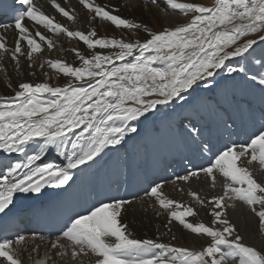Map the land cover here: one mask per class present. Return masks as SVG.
<instances>
[{
    "label": "snow or ice",
    "instance_id": "6c2138e0",
    "mask_svg": "<svg viewBox=\"0 0 264 264\" xmlns=\"http://www.w3.org/2000/svg\"><path fill=\"white\" fill-rule=\"evenodd\" d=\"M50 2L63 17L75 20L74 10H67L57 0ZM19 3L24 10L14 15V24H0L5 32L13 29L15 46L11 55L17 65L18 56L32 61L33 55L43 50L41 42L48 49L54 47L39 27L30 28L26 20L47 32L82 41L91 51L72 49L80 61L78 67L60 59L47 61L51 69L72 78L65 86L21 82L14 97H0V150L24 153L29 142L43 141L39 151L27 156L26 163H0L4 169L0 171V213L10 210L18 195L40 194L46 186L63 188L73 179V170L94 161L105 147L120 145L128 133L137 132L129 121L142 117L146 120L158 105L183 99V93L214 77L218 70L243 72V68L228 66L226 62L244 57L257 43L264 44V0H215L211 7L166 0L172 9L192 16L186 23L160 31L114 14L118 11L115 7L102 6L95 0H79L92 14V20L99 18L127 30L143 29L147 33L143 42L100 37L95 29L71 31L45 14L34 0ZM8 51L6 37L0 34V53ZM157 61H163L165 66L155 67ZM250 79L257 80V76ZM258 83L264 92V73L259 74ZM261 115L264 116V101ZM76 129L81 131L71 142L74 151L66 155V162L36 163L45 149L62 144L63 138ZM192 131H197L194 126ZM86 139L85 145L82 142ZM253 164L264 172V130L245 143L226 145L214 162L200 169L210 178L212 188L216 186L217 174L224 178L222 194L211 200L202 199L196 192L188 193L196 204L210 207L211 225L189 222L187 217L198 214L194 207L169 199L160 184L150 188L148 195L167 213L169 224L178 222L183 229L208 238L201 250L133 238L127 224L122 223V214L131 202L119 198L70 217L61 235L50 241V248L61 260L70 256L73 264H82L80 258L85 256L93 258L91 264H264V253L245 244L227 216V209L239 201L257 218L259 230L264 233V183L255 178L249 167ZM21 169L27 171L21 174ZM200 172L191 171L178 179L188 181L199 177ZM35 240L33 236L31 251L38 253ZM27 244L21 234L0 239V264H24L22 252ZM32 264L56 261L45 253L43 258L32 260Z\"/></svg>",
    "mask_w": 264,
    "mask_h": 264
},
{
    "label": "bare ground",
    "instance_id": "6f19581e",
    "mask_svg": "<svg viewBox=\"0 0 264 264\" xmlns=\"http://www.w3.org/2000/svg\"><path fill=\"white\" fill-rule=\"evenodd\" d=\"M204 2H210L212 0H197ZM34 2L45 12V14L55 18L56 22L63 24L71 31H89L95 29L98 36L100 37H115L117 39L123 38L128 41H137V37L147 36V33L140 30H127L123 28H116L110 22H105L97 18L96 20L91 19V13L87 9H84L79 4V0H57L67 10H74L75 20L70 21L66 17H63L56 9L52 6L50 0H34ZM100 5H108L110 8L115 7L118 9L114 14L120 15L123 18L133 20L136 23L147 25L153 31L162 30L164 27H172L181 24L187 16L179 10H174L166 4V0H95ZM189 17V16H188ZM184 23V22H183ZM25 24L30 28L39 27V30L45 33L50 38L54 47L48 49L46 44L42 43L43 50L33 55L32 61H29L26 56H18L19 65L14 62L11 55V50L14 48V32L12 28H9L6 32L3 28H0V34L5 35L6 44L9 49L6 53H0V97L11 98L14 97L15 91L18 90V85L21 82L31 83H42L47 82L52 86L63 87L72 80L70 77H66L61 73L51 69L47 64L48 60L60 59L66 63L71 64L74 67L80 66V61L75 57L73 48L80 50L81 52H90L87 50L86 45L82 41L77 39H70L66 34H55L47 32L40 26H34L31 21H25ZM145 39V38H144ZM38 40V37H37ZM264 44L257 43L253 49L249 50L244 57H235L230 61H227V65H236L237 69L243 68V64L251 58L252 60L259 57L263 49ZM23 47L26 48V42H23ZM97 51H107L100 50ZM150 54V53H148ZM129 60L132 58L129 57ZM264 62V55L263 61ZM121 63V62H117ZM253 63L250 71L247 74V78L251 77L255 73H261V66L264 63ZM31 64V67L28 65ZM43 65V67H41ZM155 67H164L163 61H157ZM254 68V70H253ZM220 70L217 71V73ZM47 73V75H45ZM220 77V76H218ZM223 76L218 85L211 89L213 94L212 97L207 96L209 92V81L198 82L201 85L199 94L191 97L188 101L179 102L178 98L170 102L166 106H173L172 110L168 115H164L162 112H157L156 119H144L129 121L130 126L137 128L136 133H128L121 144L128 148L142 147L143 145H149L150 153L146 154L144 151L141 157H137L138 167L143 169L145 172V178L147 180L148 188L143 190L140 188L135 189V194L127 198H123L130 201L131 203L126 205L127 211L122 214V223L127 224L128 231L132 234L133 238L136 239H153L160 243L170 244L174 246H193V248H202L208 243V238L200 235L191 233L190 231L183 229L178 222L173 221L171 224L168 223L169 217L167 213L159 208V205L155 203V198L148 195L150 188L156 184L162 185V191L165 196L169 199H173L183 205L192 206L197 210V215L194 217H187L189 222L198 223L203 222L207 225H211L212 217L210 215V207H202L196 204L193 197L188 193L196 192L202 199L211 200L215 195H220L223 192L224 178L217 174L216 186L211 187L210 178L206 177L203 172H200L199 177L190 178L188 181L178 179V177L189 174L190 172H184L181 176H177L171 173L170 168L174 161H170L173 158V147L169 142L170 138L177 137L181 129H188L190 123H193L194 127L204 132L205 143L208 144V148L218 155L222 148L225 147L229 142L228 136H223L217 143L216 141L207 140V136L211 134L207 133L208 130L213 131V124L217 120H225L226 118H235V121L242 130L240 124L244 119L248 123L247 119L258 123V126L254 123L253 128L250 131L249 139L255 134H258L261 130H264V122L262 120H255L254 114L250 113L253 108L254 111L261 114L262 101H264V92L261 91L262 86L255 84L250 85L245 81V86L248 92H245L243 96L242 87L239 89L241 98H234L233 100L238 101L239 108L235 109L232 105V98L229 96V86L227 85L229 80ZM238 77H246L238 71ZM80 83V82H76ZM190 91V90H189ZM211 93V92H210ZM228 94V95H227ZM234 112V114H231ZM242 112V113H241ZM148 115V114H147ZM230 117V118H229ZM179 121V122H178ZM218 122V121H217ZM181 125V126H180ZM236 125L235 129L238 127ZM204 128L207 131H204ZM234 128V127H233ZM81 129H76L71 133H68L63 138V143L49 146L44 150L41 160L54 154L58 157L61 163L66 162L65 157L71 154L74 150L71 147V142L76 139ZM87 138V134H85ZM236 144H242L249 139H243L239 135H235ZM43 143L42 140H33L29 142V145ZM86 145L87 139L83 141ZM223 143L224 145H219ZM63 144L65 145L63 147ZM120 144V145H121ZM232 144V143H231ZM229 145V144H228ZM113 146L109 145L105 147L100 155H105L106 152L110 151ZM75 151H79L76 149ZM153 157L155 160H152ZM157 157V158H156ZM214 162V161H213ZM253 170V174L258 182L264 183V172H261L257 164L249 166ZM165 169V170H163ZM168 173V174H166ZM124 176V175H122ZM123 180V179H122ZM117 198L110 195V200ZM102 201V202H110ZM101 203V202H100ZM99 203V205H100ZM235 207L227 209V216L230 221L236 226L238 233L246 239L251 241L256 239L257 246L264 250V233L259 230L257 218L249 211L248 207L239 201H235ZM98 205V206H99ZM91 210L90 208L87 209ZM86 211V212H87ZM159 213V214H158ZM59 234L58 236H60ZM35 236V244L39 245V252H32L31 249L34 246L32 237ZM58 236H52L50 239L41 240L40 234H27L25 235L28 240V244L25 246V250L22 252V259L24 264H32V260L43 258L45 253L53 256V260L56 264H73L70 256L65 257L61 260L59 257L54 255L55 250L50 248V241L57 239ZM175 237V239H173ZM191 248V247H189ZM192 248V249H193ZM159 251V250H157ZM171 255V253H169ZM31 256V259L29 257ZM90 257H81L82 264H91ZM79 264V262H77Z\"/></svg>",
    "mask_w": 264,
    "mask_h": 264
},
{
    "label": "rangeland",
    "instance_id": "374dc122",
    "mask_svg": "<svg viewBox=\"0 0 264 264\" xmlns=\"http://www.w3.org/2000/svg\"><path fill=\"white\" fill-rule=\"evenodd\" d=\"M178 2H196V3H201V4H203V5H205V6H208V7H211L214 3H215V0H212V1H210V2H207V4H205L204 2L202 3L201 1H197V0H178ZM189 16V17H188ZM191 16H192V14L191 13H189L188 15H187V18L183 21L184 23H186V22H188L190 19H191ZM183 22L181 23V24H183ZM179 25V24H178ZM177 26V25H176ZM172 27H175V25L174 26H172ZM160 31V30H159ZM144 38H147V36H142V35H140V37H137V39L138 40H140L141 42H143V40H144ZM138 54V53H137ZM146 55H148V53H146ZM263 55H264V46H263V49H262V51H261V53H260V56L259 57H257V58H255V59H251V58H248V60L243 64V69H244V71L243 72H241L243 75H245L246 74V77L245 78H242V82H241V77H238V71L237 72H234V73H228L227 72V70L226 69H223V70H220V72H218L214 77H212L211 78V80L209 81V92H208V95L207 96H209V97H212V95L211 94H213V92H212V90L211 89H213V88H215L217 85H218V83L220 82V80L223 78V76H226L225 78L228 80V78H231V79H233V80H229L228 81V83H227V85L229 86V90H230V92H229V96L232 98V100L234 99V98H236V99H238V98H241V96H240V94H239V89L242 87V90H243V96L245 97V99H246V96L244 95V93L245 92H248V89H247V87L245 86V81H246V78H247V74H248V72L250 71V69L252 68V67H250V65L252 66V64L253 63H256V64H259V63H261V61H263ZM14 62H16V61H14ZM117 62H119V61H117ZM262 63H264V62H262ZM261 63V64H262ZM228 66H231V67H237L236 65H228ZM253 70H254V68H253ZM260 72L261 73H264V64H262V66H261V70H260ZM261 73H255V74H253V75H256L257 76V80H252V79H250V77H248L247 78V81H248V83L250 84V85H252V84H255V85H258V86H260L259 85V83H258V79H259V74H261ZM252 75V76H253ZM218 76H220V77H218ZM200 90H201V85H195L194 87H193V89H191L189 92H186V93H183L182 94V97H183V99H181V98H178V100H179V102H182V101H188L191 97H193V96H196L197 94H199V92H200ZM211 92V93H210ZM228 95V94H227ZM237 102L238 101H235V100H233V102H232V105L235 107V109H237V108H239V106L240 105H238L237 104ZM159 107H163V105H158L157 106V108L152 112V113H149L148 115L150 116V117H156V116H158V115H156V113L159 111V112H162V113H164V115L165 114H169L170 113V111L172 110V108H173V106H166L165 108H159ZM171 109V110H170ZM170 110V111H169ZM157 158V157H156ZM152 160H155V158L153 157V159ZM52 238V237H51ZM50 239V238H49ZM243 242L245 243V244H247V245H249V246H252V247H254V248H256L258 251H260V252H262V253H264V250H262V249H260L258 246H257V244H256V239H254V240H251V241H249V240H247L246 239V241H245V239H243ZM172 246H174V245H172ZM206 246V245H205ZM174 247H184V248H189V247H191V248H189V249H191V250H196V251H198V250H201L202 248H193V246H189V245H185V246H174ZM204 247V246H203ZM193 248V249H192Z\"/></svg>",
    "mask_w": 264,
    "mask_h": 264
}]
</instances>
